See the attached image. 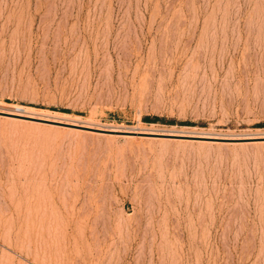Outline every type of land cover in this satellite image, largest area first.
Masks as SVG:
<instances>
[{"label":"rangeland","instance_id":"1","mask_svg":"<svg viewBox=\"0 0 264 264\" xmlns=\"http://www.w3.org/2000/svg\"><path fill=\"white\" fill-rule=\"evenodd\" d=\"M0 264H264V0H0Z\"/></svg>","mask_w":264,"mask_h":264},{"label":"water","instance_id":"2","mask_svg":"<svg viewBox=\"0 0 264 264\" xmlns=\"http://www.w3.org/2000/svg\"><path fill=\"white\" fill-rule=\"evenodd\" d=\"M60 125H64V124H60ZM85 129H88V128H85ZM93 131H100V132H107V133H114V132H110V131H105V130H94ZM132 135H135V133H130Z\"/></svg>","mask_w":264,"mask_h":264}]
</instances>
